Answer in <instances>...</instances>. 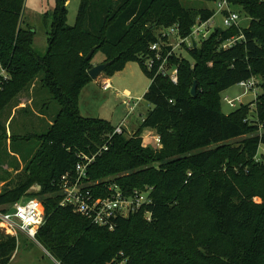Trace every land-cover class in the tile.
Here are the masks:
<instances>
[{"label": "trees", "instance_id": "16d2710c", "mask_svg": "<svg viewBox=\"0 0 264 264\" xmlns=\"http://www.w3.org/2000/svg\"><path fill=\"white\" fill-rule=\"evenodd\" d=\"M182 1L81 0L70 26L67 0H57L45 16L42 55L34 28L23 25L26 0H0V64L9 76L0 83V112L32 90L43 95L36 115L51 117L35 134L39 146L27 167L3 187L0 207L41 198L45 224L36 240L59 264H264V2L228 0L249 26L216 28L199 46L184 45L192 62L179 52L171 57L178 70L173 84L145 67L150 47L168 41L162 30L177 26L187 38L197 20L216 15ZM98 52L108 64L105 76L137 62L151 80L144 99L152 109L131 136L113 134L110 122L80 112ZM252 78L262 93L225 114L222 93ZM146 129L156 131L161 148L144 146ZM82 157L94 158L88 189L95 197H106L113 185L125 194L152 189L149 206L118 218L113 231L62 206L61 178L75 174ZM34 185L40 191L29 193ZM17 249L18 238L0 232V264H10Z\"/></svg>", "mask_w": 264, "mask_h": 264}, {"label": "rangeland", "instance_id": "374dc122", "mask_svg": "<svg viewBox=\"0 0 264 264\" xmlns=\"http://www.w3.org/2000/svg\"><path fill=\"white\" fill-rule=\"evenodd\" d=\"M221 0L211 2L202 0H184V8L210 9L215 10L216 15L212 20L213 28L225 29L223 15L218 12V4ZM57 0H26L23 12L24 26L30 25L36 32L35 49L40 54H45L47 50V26L45 16L51 15L56 7ZM81 0H67L68 24L74 26L76 23ZM240 15L239 26L247 28L250 19L243 13L241 8L232 9ZM165 32L162 30L161 33ZM171 43H175L171 41ZM196 43V46H199ZM187 60L192 62V58L183 48L179 50ZM105 60L102 52H98L93 62ZM105 75L100 77L98 82L105 79ZM115 91L103 89L98 84L91 82L83 90L80 96V111L83 116L90 118H99L106 120L113 127L124 124L128 113L131 112L127 120L134 125H141L152 106L144 99L151 80L143 73L139 63L130 62L123 72L115 76ZM37 87H39L37 85ZM129 92V94H127ZM262 89H258V94ZM41 96H36L32 90L21 94L6 109L0 112V193L3 187L14 180L18 173L22 172L29 164L39 146L35 134H39L44 128V124L51 120L46 117L44 121L36 115L41 107ZM226 97L236 99L237 106L254 103L256 95L254 92L245 94V90L236 85L222 93V111L230 114L234 109L224 101ZM49 107L55 112L59 106L50 100ZM255 109V105L252 106ZM133 109V111H131ZM33 112L35 114H33ZM255 112V111H254ZM151 131H145L144 141L148 145L156 143V136L150 134ZM148 134L150 136L148 137ZM128 136L131 134L127 133ZM233 143H236L233 142ZM39 185H34L29 193H38ZM37 198V197H34ZM42 203L41 198H37ZM2 234L5 231L0 229ZM16 258L10 264H55L51 258L44 252L38 243L29 239L25 235L18 236V249Z\"/></svg>", "mask_w": 264, "mask_h": 264}, {"label": "built area", "instance_id": "2783aa9c", "mask_svg": "<svg viewBox=\"0 0 264 264\" xmlns=\"http://www.w3.org/2000/svg\"><path fill=\"white\" fill-rule=\"evenodd\" d=\"M264 2V0H262ZM218 12L223 15V23L226 28L239 26L240 15L234 12L229 5L228 0H221L218 4ZM212 20H197L191 34L187 38L179 36L177 26H174L162 33V37L168 38V41H160L150 47L151 55L144 58V65L154 77L162 75L171 80L173 84L178 83V70L170 65L171 57L178 53L183 46L189 48L196 47V43L201 44L207 40L213 33L215 27L212 26ZM243 39V36L233 37L222 45L223 49H229L235 46ZM171 41L175 43H171ZM8 73L0 64V83L8 79ZM259 81L252 78L242 81L238 85L245 90V94L254 92L258 95ZM103 89L111 88L109 82H105ZM224 101L229 107L236 109V99L226 97ZM133 111V109H131ZM128 121L116 127L113 134H123ZM156 143L161 147V140L156 138ZM81 157V156H80ZM94 158L82 157L76 166L75 174H66L59 183L62 192V206H69L75 212L88 218L93 224L107 228L113 231L116 227L118 218H127L131 214L140 211L143 207L151 203L150 193L152 189L144 191L135 190L130 194H125L117 185L109 188V195L106 197H95L88 189V169L93 163ZM88 182V183H87ZM40 191V187H36ZM147 220H150V214L146 213ZM45 224L44 208L40 200L36 198H26L12 205L8 211L0 207V229L5 231L6 235L18 238L20 234L35 241L40 228ZM39 244V243H38ZM40 245V244H39Z\"/></svg>", "mask_w": 264, "mask_h": 264}, {"label": "crops", "instance_id": "0c3cea01", "mask_svg": "<svg viewBox=\"0 0 264 264\" xmlns=\"http://www.w3.org/2000/svg\"><path fill=\"white\" fill-rule=\"evenodd\" d=\"M104 61L105 60H103V61H101V62H97V63H95V62H93V65L94 66H96V65H99V64H103L104 63ZM123 72V71H122ZM121 73V72H120ZM120 73H117L116 75H118V74H120ZM116 75H114L112 78H109V77H105V79L102 81V82H98V80L100 79V77H102V76H104V74H102L101 76H99L98 77V79L97 80H94V81H92V82H94V83H98V84H100L101 86L105 83V82H109L110 83V85H111V88L110 89H108L109 91H115V89H116V87H115V84H114V79H115V76ZM103 87V86H102ZM127 94H129V92H127ZM80 108H81V106H80ZM81 112V111H80ZM82 114V113H81ZM130 114H131V112H129L128 113V116H130ZM128 116L126 117V120H127V118H128ZM128 121V120H127ZM118 126H120V125H118ZM118 126H115V128L116 127H118ZM140 126V125H139ZM139 126L137 125H134V123H132V122H129L128 121V124L126 125V127H125V129H126V132L127 133H129V134H133V133H135L137 130H138V128H139ZM147 130H150L151 131V135H155L156 136V138L158 137V135H157V133H156V131H154V130H151V129H146L145 131H147ZM145 131L143 132V143H144V146L145 147H151V148H161V147H159V145H157V143H155L153 146L152 145H148V144H146L145 143V141H144V137H145ZM150 134H148V137L150 136ZM21 235H23V234H21ZM24 236V235H23ZM40 247L43 249V247L40 245ZM44 250V249H43ZM17 252V251H16ZM44 252L51 258V260L55 263V264H59L54 258H52L45 250H44ZM16 253H15V255H14V257L12 258V260L13 259H15L16 257ZM12 262V261H11ZM10 262V263H11Z\"/></svg>", "mask_w": 264, "mask_h": 264}, {"label": "water", "instance_id": "95a60500", "mask_svg": "<svg viewBox=\"0 0 264 264\" xmlns=\"http://www.w3.org/2000/svg\"><path fill=\"white\" fill-rule=\"evenodd\" d=\"M95 51H91L90 54L87 56V60H91L93 58ZM107 63H103V64H99L96 66H93V68L88 72L90 78L94 81L97 80L99 76H101L106 68H107ZM192 96H196L197 95V84L195 83L192 91H191Z\"/></svg>", "mask_w": 264, "mask_h": 264}]
</instances>
